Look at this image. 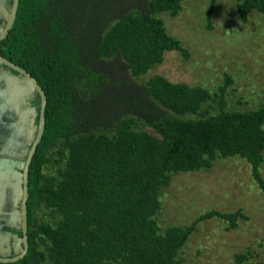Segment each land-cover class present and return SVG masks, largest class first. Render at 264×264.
<instances>
[{
  "label": "trees",
  "instance_id": "1",
  "mask_svg": "<svg viewBox=\"0 0 264 264\" xmlns=\"http://www.w3.org/2000/svg\"><path fill=\"white\" fill-rule=\"evenodd\" d=\"M217 1L209 0L208 20ZM11 2L7 0L8 9ZM138 2V8L116 13L101 29L107 0H19L0 53L38 81L47 105L44 133L29 166L28 252L8 264H179L180 250L201 221L218 216L234 227L240 212L210 211L188 226L161 233L154 217L168 175L208 169L217 158L240 157L261 182L264 105L227 111L222 99L216 107L207 105L219 95L207 89L161 75L138 85L110 83L104 70L89 64L92 51L96 57L122 62L137 76L161 63L165 52L188 58L157 17L178 13L182 0ZM237 9L243 20L252 11L264 15V0H242ZM0 69L8 89L24 98L19 122L35 137L37 92L20 74ZM226 78L221 94L230 83ZM80 84L96 94L92 102H83ZM29 94H36L33 103ZM136 122L144 125L139 128ZM52 164L57 176L45 170ZM41 207L49 209L50 218L37 222ZM16 223L20 225L19 216ZM20 240V226L11 228L8 257L21 252Z\"/></svg>",
  "mask_w": 264,
  "mask_h": 264
},
{
  "label": "rangeland",
  "instance_id": "2",
  "mask_svg": "<svg viewBox=\"0 0 264 264\" xmlns=\"http://www.w3.org/2000/svg\"><path fill=\"white\" fill-rule=\"evenodd\" d=\"M107 2L109 8L114 7L106 10L107 16L101 19L99 26L101 29L114 21L116 13L139 6L138 0ZM241 2L218 0L209 20V0H182L178 13L157 14L164 21L167 33L188 51V58L177 51L165 52L161 63L137 76H132L122 62L96 57L92 51L88 56L89 64L94 69L104 70V74L110 77V83L123 81L138 85L154 75H161L174 83L207 89L212 95L218 93V97L209 100L207 105L216 107L222 99L227 111L258 109L264 105V15L252 11L243 20L237 9ZM97 27L92 29L93 37L99 33ZM226 76L230 83L221 94L219 88L226 84ZM6 84V80L0 77L2 256L11 253L7 248L11 228L18 230L19 227L14 224L18 210L15 191L19 186L22 164L34 139V135L26 130L28 125H21L17 115L23 112L20 107L23 99L15 96ZM79 88L83 102H92L96 98L95 93L85 92L82 84ZM36 111L38 113V108ZM136 123L139 128L144 125ZM145 130L151 131L146 127ZM19 145L20 148L17 147ZM48 167L46 172L51 176L58 175L55 164ZM258 173L261 182L254 177L249 162L240 157H229L217 158L208 169L168 175L167 184L159 190L160 208L154 217L161 233L172 226H188L210 211L240 212L234 227L229 220L218 216L201 221L180 250L179 264H264V187L261 185L264 184V160ZM49 213V209L37 208L36 221L47 220Z\"/></svg>",
  "mask_w": 264,
  "mask_h": 264
},
{
  "label": "water",
  "instance_id": "3",
  "mask_svg": "<svg viewBox=\"0 0 264 264\" xmlns=\"http://www.w3.org/2000/svg\"><path fill=\"white\" fill-rule=\"evenodd\" d=\"M19 0H12L9 13L6 19V22L2 29L0 30V41L4 39L10 29L13 26V23L16 18L17 10H18ZM0 65L4 66L8 69H11L15 71L16 73L20 74L32 87V89L37 92L39 96V120H38V126L36 128V135L31 143V146L27 152L26 159L23 162L22 167V173H21V181H20V192L18 193V209L19 213L17 216H19L20 221V230H21V244H22V250L19 254L16 256H2L0 255V263L8 264V263H14L17 262L25 257V255L28 252V221H27V201L29 197V187H28V177H29V166L32 161V158L36 152L37 146L40 143L44 128H45V110L47 105V98L44 90L42 89L41 85L38 83V81L24 68L20 67L19 65L14 64L13 62L6 59L1 53H0ZM32 95V94H31ZM21 98L24 100V98L21 96ZM24 115L22 114V117ZM21 118V117H20Z\"/></svg>",
  "mask_w": 264,
  "mask_h": 264
},
{
  "label": "flooded vegetation",
  "instance_id": "4",
  "mask_svg": "<svg viewBox=\"0 0 264 264\" xmlns=\"http://www.w3.org/2000/svg\"><path fill=\"white\" fill-rule=\"evenodd\" d=\"M9 2V1H8ZM1 70V69H0ZM1 72V71H0ZM0 77H3V75L0 73ZM15 95V94H14ZM30 96V97H29ZM28 98H30V99H35V98H37L36 97V94H34V95H28ZM20 115H21V113H19ZM19 114H18V116H19ZM17 117V116H16ZM2 129L3 128H1L0 127V138H3V133H2ZM9 140H12V139H7V141H9ZM21 141H24V140H21ZM21 146H22V144H21ZM25 146V145H24ZM18 148H20V145L19 146H17ZM18 152H19V149H18ZM3 153V152H2ZM12 157H15V155L14 154H12ZM22 170V169H21ZM18 184H19V186L17 187V190L15 191V196L17 197L18 196V193L20 192V178H19V182H18Z\"/></svg>",
  "mask_w": 264,
  "mask_h": 264
},
{
  "label": "crops",
  "instance_id": "5",
  "mask_svg": "<svg viewBox=\"0 0 264 264\" xmlns=\"http://www.w3.org/2000/svg\"><path fill=\"white\" fill-rule=\"evenodd\" d=\"M6 5H7V0H0V30L3 27L4 15H5L6 10L8 9ZM2 178L3 177H1V175H0V180Z\"/></svg>",
  "mask_w": 264,
  "mask_h": 264
},
{
  "label": "clouds",
  "instance_id": "6",
  "mask_svg": "<svg viewBox=\"0 0 264 264\" xmlns=\"http://www.w3.org/2000/svg\"><path fill=\"white\" fill-rule=\"evenodd\" d=\"M27 156V155H26ZM26 159V158H25ZM22 167H23V164H22ZM21 173H22V171L20 172V174H19V178H20V181H21Z\"/></svg>",
  "mask_w": 264,
  "mask_h": 264
}]
</instances>
